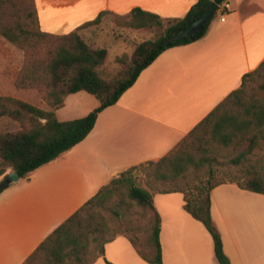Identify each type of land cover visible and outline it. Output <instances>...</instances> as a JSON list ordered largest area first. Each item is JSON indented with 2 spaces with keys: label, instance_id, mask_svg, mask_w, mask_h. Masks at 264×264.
Instances as JSON below:
<instances>
[{
  "label": "crops",
  "instance_id": "obj_1",
  "mask_svg": "<svg viewBox=\"0 0 264 264\" xmlns=\"http://www.w3.org/2000/svg\"><path fill=\"white\" fill-rule=\"evenodd\" d=\"M34 1L42 31L56 35L68 34L104 11L125 15L140 8L166 21L182 19L198 2ZM221 11L205 37L166 50L146 68L117 104L99 114L84 141L1 193L0 264H23L113 179L169 154L264 62V0H226ZM83 92L69 95L56 111L59 119L67 117L61 121L85 117L99 106L92 101L81 111L79 102L72 104L71 99H86ZM153 195L162 219L163 264H219L213 238L186 211L184 194ZM211 215L231 264H264V195L225 182L211 191ZM104 248L88 264H151L124 234Z\"/></svg>",
  "mask_w": 264,
  "mask_h": 264
},
{
  "label": "trees",
  "instance_id": "obj_2",
  "mask_svg": "<svg viewBox=\"0 0 264 264\" xmlns=\"http://www.w3.org/2000/svg\"><path fill=\"white\" fill-rule=\"evenodd\" d=\"M225 1L198 0L184 18L167 20L168 26L161 36L136 46L125 71L106 79L98 69L107 58V49H94L82 33L98 27L109 15L134 29L161 28L165 24L163 18L140 8L125 15L104 11L72 32L56 35L42 31L36 14L28 13L25 18V12L13 0H0V37L20 48L25 57L15 77V86L37 90L50 107L43 110L17 98L0 96V120H9L18 126L0 131V177H3L0 195L9 187L5 181L12 172L20 179L26 178L84 141L94 129L99 114L117 104L163 52L205 37L217 13L192 37L169 41L213 2L223 5ZM226 11L224 8L221 12ZM27 24H33V28H28ZM253 78L264 80V62L245 75L241 88L229 94L169 154L158 162L132 167L113 179L59 226L23 264H88L86 257L93 246L99 252L92 261L103 255L105 244L116 235L108 237L110 227L102 210L116 197L122 203H136L150 215L148 254L127 237L146 262L163 264L162 219L153 192L183 193L186 211L200 221L213 238L218 263L231 264L211 215V191L225 183L213 182V166L219 157L235 154L230 160L234 166L242 168V175L231 181L244 190L264 195V81L251 89ZM81 91L93 96L99 106L85 117L61 121L56 111L63 107L69 95ZM205 166H208V178L189 185L191 169L201 170ZM139 167L145 169L148 188L136 183L134 172ZM9 168L12 172L7 173ZM113 213L119 214L116 210Z\"/></svg>",
  "mask_w": 264,
  "mask_h": 264
},
{
  "label": "rangeland",
  "instance_id": "obj_3",
  "mask_svg": "<svg viewBox=\"0 0 264 264\" xmlns=\"http://www.w3.org/2000/svg\"><path fill=\"white\" fill-rule=\"evenodd\" d=\"M13 1L25 12L23 13L25 18L28 13H34L37 15L34 0ZM167 26L168 21L165 20V24L161 28L134 29L126 26L121 19L109 15L103 19L98 27H92L83 32L82 35L84 40L94 49H107V58L98 71L102 77L109 79L127 69L137 45L161 36ZM27 27L33 28V24H27ZM24 58V52L20 48L16 47L3 37H0V96L17 98L43 110H50V107L42 99L37 90L19 89L15 86V77L23 66ZM263 81L264 80L253 78L250 83L251 89H256ZM83 93L84 95H87L83 96L86 97L85 100L78 101L71 99L73 102L72 104L79 102L81 111L90 108L93 103L92 101L96 102L94 97L85 92ZM79 112H77V114ZM63 118L67 117L61 115L60 119L62 120ZM17 127L18 126L15 122L0 120V131L12 130ZM234 155L235 154H231L228 158L219 157L218 160L215 161L213 166V182H228L238 179L242 175V168L234 166L232 160H230ZM207 170L208 166H205L201 170H194V168L191 169L188 184L194 186L199 184L201 180H206L208 178ZM10 172H12L11 168L7 170V173ZM134 178L138 185L148 188V178L144 167H139L135 170ZM18 182L9 184V186L17 184ZM24 182V180H21L20 184H23ZM114 210L119 214H114ZM102 214L107 219L110 227L108 237L124 234L125 236L132 238L141 251L148 254L147 246L151 236L149 214L144 210H141L134 202L122 203L119 197L114 198L113 201L108 204L107 209L102 210ZM98 252V248L93 246L86 257V260L91 262Z\"/></svg>",
  "mask_w": 264,
  "mask_h": 264
},
{
  "label": "water",
  "instance_id": "obj_4",
  "mask_svg": "<svg viewBox=\"0 0 264 264\" xmlns=\"http://www.w3.org/2000/svg\"><path fill=\"white\" fill-rule=\"evenodd\" d=\"M222 6L223 5H219L213 2L200 17H198L186 29L171 37L169 41L176 42L179 40H184L186 38L192 37L194 34L200 31L212 19V17L216 13L221 11ZM19 180L20 178L18 177V175L15 172H12L9 178H7L5 182L7 184H12L18 182Z\"/></svg>",
  "mask_w": 264,
  "mask_h": 264
}]
</instances>
